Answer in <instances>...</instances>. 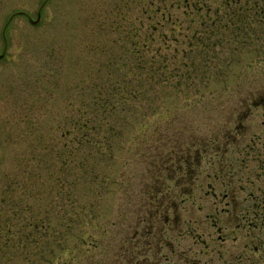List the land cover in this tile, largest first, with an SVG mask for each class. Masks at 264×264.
Returning a JSON list of instances; mask_svg holds the SVG:
<instances>
[{"label":"rangeland","instance_id":"374dc122","mask_svg":"<svg viewBox=\"0 0 264 264\" xmlns=\"http://www.w3.org/2000/svg\"><path fill=\"white\" fill-rule=\"evenodd\" d=\"M139 9L135 0H0V264L134 263L130 239L152 230V202L166 190L162 165L222 130L245 146L223 157L235 160L237 200L224 188L229 172L214 179L213 145L200 154L193 190L173 171L156 261L206 264L217 240L207 213L234 226L241 219L223 212L264 205V23L237 27L223 7L205 26L182 16L184 29L200 27L189 51L184 31L171 40V26L151 42ZM138 30L153 69L135 70ZM87 119L94 128L82 127Z\"/></svg>","mask_w":264,"mask_h":264},{"label":"flooded vegetation","instance_id":"af4514ba","mask_svg":"<svg viewBox=\"0 0 264 264\" xmlns=\"http://www.w3.org/2000/svg\"><path fill=\"white\" fill-rule=\"evenodd\" d=\"M241 127H243L242 123L239 125V128ZM239 128H236L235 131H238ZM227 131L228 129L225 132ZM238 136H239L238 132L235 133V136L231 135V137L234 138H238ZM219 140L221 142H218ZM229 142L230 140L227 139V136L225 135L223 136V139L217 138L214 139L212 143L206 145L204 144L202 146H200L198 142L197 144H195V142L190 141L185 145L184 148H187L188 150H193L194 151L193 153L189 152V155L187 154V156L184 157H182L180 154L178 156L179 158L177 159L174 158L173 160L168 161L167 164L163 165V172L166 175L167 180L163 179L164 183H162V185L166 186L165 188L167 190L168 186L165 183L168 181L174 182L175 180H177V177H175L173 171H175L176 173L177 171H179L182 172L183 174L182 177L185 178L184 179L185 184L182 185L178 184L177 186H180L181 188H185L186 190L188 189L189 191L193 190V186L191 183L193 178L194 181L196 179L198 181L199 176L203 173V171H201L202 161L199 162L200 154L202 153L204 155L208 154V149L210 148V146L213 145V147L210 150V152L212 151L211 155L208 156L210 157L213 156L215 158V155L219 156L221 154L216 164V168L214 167V169L217 170V172L216 171L214 172V179L223 177V175L219 173L229 172L227 176L229 183L224 185V188L231 195V197H233L231 198L230 202H232V200L236 201L237 197H234V195L237 196V193L235 192L234 189L235 185H232V183L230 182L231 176H233L234 173L236 174V166L234 164L235 160L232 158L231 160L223 161V157L231 158L232 157V155H230L231 153L235 154L239 149L245 146H241L237 144L236 140H232L231 143ZM249 152L250 151H247V154ZM178 163H180V165ZM241 165L243 166L242 160H240V166ZM227 168H229V170H227ZM189 178H191V180ZM179 181H182V178H180ZM162 189H164V187ZM165 191L163 192L161 191L162 193L158 192L157 194V196H161L162 198L158 206L155 205V202H152L154 204V208L150 211V214L153 215L154 223L150 224L149 226L150 228L152 227L151 228L152 230H145V232L143 233H138L136 235L134 234L130 239L129 244L132 245L131 247L132 253L131 252L128 253V251L127 253L131 254L129 259H131L133 256V261H134L135 258V262L132 264H161L160 260L156 261L157 259L156 257L162 251L161 250L162 245H161V239L156 238L157 231L155 232V228H158L157 224H159L162 221L163 224L162 227H160L161 228L160 232L163 233L164 230L168 228V225L170 224L171 221L169 219H166L165 217H167L170 211L173 209V203H174L173 201L175 200L174 198H171V201L167 200V198L169 197V195L167 194L171 193L172 195V192L171 191L165 192ZM261 193L264 195L263 192ZM179 194H181V196L179 197L181 198L183 194L182 193ZM155 201H157L156 198ZM164 203L166 204V206H164ZM168 204L169 206H167ZM263 209H264V205H262L260 210L258 209L251 210V212H233L231 208H229L228 212H223L225 215H231L233 217L238 216L241 219V222L234 226L232 224L225 225L220 222H217L216 220L219 219L220 216L217 215L215 212H208L207 213L208 220H210L213 223V225L210 226V228L211 230L214 229V231L216 232L217 240H213L212 242L209 243V246L212 248V253L210 256H208L206 260V264H264V238H263L264 210ZM176 213L177 216H180L178 214L179 212ZM222 233H224V235ZM238 233L241 234L240 238L237 237ZM228 240H232V242L237 244V246L234 247L235 249L234 251H231L230 246L224 249L225 245L228 243ZM202 264H205V261Z\"/></svg>","mask_w":264,"mask_h":264},{"label":"trees","instance_id":"16d2710c","mask_svg":"<svg viewBox=\"0 0 264 264\" xmlns=\"http://www.w3.org/2000/svg\"><path fill=\"white\" fill-rule=\"evenodd\" d=\"M138 6H141V10L139 9L138 14L146 15L149 20V38L150 41H154L155 34L158 32V30L165 29L167 26H171L172 28L169 30L170 32V37L171 40L176 39L177 34L180 32L184 31L185 32V37L188 40V47L189 51H192V49L196 50L199 48L198 43H193V40L195 36L198 34V28L200 27H195L193 28H183V20L181 19L182 16L186 17L188 20L191 22L198 20L200 23V26H205L208 23H213L212 19L213 16L215 18L219 16L221 12V8L223 7L225 10L232 9L230 13V18H231V24L236 23L237 27L239 23L244 19L249 20V22H252V20H256L258 22V25H261L264 23V0H135ZM174 1V2H170ZM244 4H243V3ZM235 4L237 5L235 7ZM185 8L189 12L186 13L185 11H182L183 13L181 14V9ZM253 10V12H251ZM220 11V12H219ZM180 12V13H179ZM225 17L227 16V13H222ZM238 22V23H237ZM175 24V26L173 25ZM246 25V24H245ZM174 26V27H173ZM113 28V27H112ZM177 28V29H176ZM176 29V30H175ZM152 30V31H151ZM248 30V29H246ZM139 31L134 32L133 34L131 33V37H134L133 42H131V47L132 49V54H131V59L135 62L137 61L135 70L138 71V69H153V66L158 63V60L156 62L155 57L151 59V61L146 60L143 58V53L147 49V44L144 42L142 46H140V41H136V39H139ZM164 32V31H163ZM161 33V32H158ZM165 34H168L167 32H164ZM177 33V34H176ZM127 39V37H126ZM166 40V37H165ZM197 38L195 39V41ZM163 42V41H162ZM151 44V43H150ZM165 44V41L163 42ZM205 44V42H204ZM142 57L138 59L140 56ZM138 57V58H137ZM149 63L150 66H149ZM190 67V66H189ZM154 72V70H152ZM159 69L157 68L156 73H158ZM178 75V74H177ZM161 75H159V78ZM166 83V82H164ZM108 105V104H107ZM104 110L106 105L102 104ZM84 122V125L82 127L86 128L89 126L95 127L96 123L94 121L90 120H85L82 121ZM75 125L79 124L78 121H73ZM83 143L91 144L90 142H76L78 145H83ZM200 146L207 144V142L199 141L198 143ZM202 151V148H201ZM70 163L72 161V155H70ZM64 160L63 162H65ZM160 165V164H159ZM161 171L163 172V165L161 167ZM164 173V172H163ZM169 177V175H168ZM163 179H166V175L164 174ZM160 191V190H159ZM160 193H162L160 191ZM157 198V197H156ZM162 200L161 196L157 198V201L153 200L155 202V205H159V202ZM170 204V203H169ZM169 204L167 206H169ZM164 206L166 204L164 203Z\"/></svg>","mask_w":264,"mask_h":264},{"label":"water","instance_id":"95a60500","mask_svg":"<svg viewBox=\"0 0 264 264\" xmlns=\"http://www.w3.org/2000/svg\"><path fill=\"white\" fill-rule=\"evenodd\" d=\"M39 17H40V15H39ZM39 17H38V20L37 21L33 22L34 24L38 23ZM2 57H3V55L0 56V58H2Z\"/></svg>","mask_w":264,"mask_h":264}]
</instances>
